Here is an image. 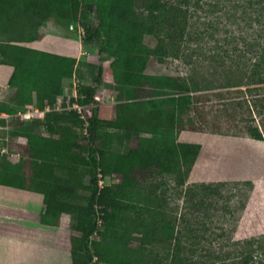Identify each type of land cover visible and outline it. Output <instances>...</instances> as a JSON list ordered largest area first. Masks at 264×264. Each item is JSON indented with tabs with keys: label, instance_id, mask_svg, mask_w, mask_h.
<instances>
[{
	"label": "trees",
	"instance_id": "trees-1",
	"mask_svg": "<svg viewBox=\"0 0 264 264\" xmlns=\"http://www.w3.org/2000/svg\"><path fill=\"white\" fill-rule=\"evenodd\" d=\"M186 14L168 0H0V64L14 68L12 93L0 111L12 114L3 130L21 152L16 161L8 155L0 161V184L42 193L43 224L58 226L69 216L72 264H163L167 255L147 259L146 245L180 232L157 190L166 175H178L183 186L199 156L201 144L178 135L194 97L184 78L148 66L151 57L168 54L165 37L184 34ZM50 20L66 29L81 26L82 43L97 46L99 61L83 63L27 45L48 32ZM147 35L156 38L155 46L145 42ZM104 59L112 75L105 86L116 97L108 118L99 114L96 98ZM78 72L92 81L81 80L75 98L71 79ZM60 97L64 106L68 100L83 105L87 117L73 108L28 120L15 115L31 105L53 107ZM248 132L264 140L257 127ZM219 184L203 183L214 190ZM246 242L256 253L234 264H264V234ZM180 247L172 264L182 262Z\"/></svg>",
	"mask_w": 264,
	"mask_h": 264
},
{
	"label": "rangeland",
	"instance_id": "rangeland-1",
	"mask_svg": "<svg viewBox=\"0 0 264 264\" xmlns=\"http://www.w3.org/2000/svg\"><path fill=\"white\" fill-rule=\"evenodd\" d=\"M168 1L178 5L182 13H187L186 30L182 36L164 38L168 54L162 58L151 57L148 71L179 75L189 83L194 101L183 115L185 129L179 131V138L200 142L208 151L217 145L220 150H224V155L212 154L205 161L196 160L188 168L189 173L183 186L177 184L178 175L163 176V187L158 188L157 194L166 197L168 216L177 218L176 230L180 232L172 240L155 239L148 242L146 258L151 259L157 253L161 257L167 255L163 264H172L171 255L179 245L181 264H234L242 261L248 252L256 253L255 246L246 241L264 234L261 196L254 198L247 210H242L249 192L245 182H213L211 186L221 183L214 190L209 188L211 186L205 187L194 182L193 179L226 176L225 172L229 169L243 176L248 174L247 160L237 168L233 156L245 153L241 159L252 160V157L247 154L245 142L235 141L231 134H246L249 133V127H257L264 136V0ZM144 14L146 12L142 13ZM47 29L53 34L60 32L69 36L76 43L80 40L82 42L84 35L81 26L74 24L66 29L54 20L48 21ZM66 30L70 31V35ZM145 42L155 46L157 41L153 35H147ZM81 51L84 53L80 61H99L97 46L83 44ZM86 66L82 67L85 74L91 72ZM103 66V84L96 92V97L100 102L99 114L108 118L114 112L116 97L105 86L112 80L109 61L104 59ZM77 76L86 83L92 81L79 72ZM72 83L74 88V80L71 79V85ZM11 93L12 88L6 85L4 76H0V102L8 101ZM70 94L71 91L65 95L66 100ZM62 99L64 98L60 97L59 102ZM214 131L222 132L227 137L206 133ZM4 134L5 131L0 127V161L5 159V155L16 161L21 152L14 147L13 140L7 137V131L5 136ZM23 141L22 138L16 140L17 143ZM239 146L244 151H239ZM228 159L230 165L225 166ZM240 169L241 171H237ZM259 188L255 193L258 191L263 194L264 186L259 185ZM25 191L28 190L13 187L12 224L19 222L21 211L26 206L23 205ZM29 191L30 198L27 201L29 207L33 208L37 206L41 193ZM67 221L65 217L63 223ZM138 243L134 242L135 245Z\"/></svg>",
	"mask_w": 264,
	"mask_h": 264
},
{
	"label": "crops",
	"instance_id": "crops-1",
	"mask_svg": "<svg viewBox=\"0 0 264 264\" xmlns=\"http://www.w3.org/2000/svg\"><path fill=\"white\" fill-rule=\"evenodd\" d=\"M66 32L70 35V31L66 30ZM58 33H45L42 38L26 44L34 48L73 56L78 58V60H81V55L84 53V51H81V49L83 50V43L81 40L79 43H76L73 38L62 35L60 32ZM50 43H53V45H49ZM84 62L85 61H83V63ZM0 68L2 71L0 76H4V80L8 86V80L14 68L13 66L7 64H0ZM206 133L222 138L227 137L226 134L220 132ZM231 138L237 142H245L244 145L247 147V154H250L252 160L248 158L241 159L245 153H237L234 154L233 157L236 159L237 168H240V165L242 166V162L247 160L246 167L248 174L243 176L240 173H234L233 169H229L225 172L226 176H219L210 179L206 177L194 178L193 181L201 184H209L213 182L230 183L231 181L245 182L249 187V192L242 210H247V208L251 206L254 198L259 196H261V207L264 208V193L260 194L258 191L255 193L257 188L258 190L260 189L259 185H261V187L264 186V159H262L264 155V140L255 139L249 136L248 133L231 134ZM200 144L201 150L197 158L198 162L200 160L205 161V159L208 156L210 157L212 154L215 156L223 154L224 150H220L217 145H214L210 148V151H208L207 149L205 150L202 143ZM239 147V151H244L242 146ZM233 151L235 153L237 152V150ZM203 153L205 154V157L202 158ZM231 154H233L232 151ZM229 161L230 159H228L224 165L229 166ZM237 171H241V169ZM228 173H232V175ZM13 195V186L0 184V264H72L70 242V235L72 231L69 225V216L65 215L63 217L64 219L65 217L68 219L67 223H63L64 219H62L61 224L58 226L43 224L40 221V215L45 209L43 194L41 193L40 198L37 200V206L30 208L28 205L29 202L27 201L28 198H30V191L28 190L25 191L23 195V199H25L23 205L26 206L25 208L23 207L21 211L19 216L20 219L18 220L19 222L12 224L14 214L12 210ZM234 230L235 227L233 229V233Z\"/></svg>",
	"mask_w": 264,
	"mask_h": 264
},
{
	"label": "built area",
	"instance_id": "built-area-1",
	"mask_svg": "<svg viewBox=\"0 0 264 264\" xmlns=\"http://www.w3.org/2000/svg\"><path fill=\"white\" fill-rule=\"evenodd\" d=\"M72 27V26H71ZM74 88H73V96L75 98H77L78 96V91H79V84L81 82V79L77 76H74ZM97 98V97H96ZM60 101V100H59ZM57 102V104L55 106H50V105H45L44 108H41L38 105H31L27 108L24 109H19L15 115L19 116L22 119L28 120V119H32L35 116H44L46 111H52V110H59V109H76L80 114L82 118H86V114H85V107L81 104H79L78 102H73L70 103L69 100L67 101V104L64 106L62 105L63 101L61 102ZM12 114H10L9 112L6 111H0V120L4 119L6 122L5 126H2L0 124L1 128H6V130H9V119L11 118ZM86 125H88V122H86ZM85 132H87V130L85 129ZM7 137H9L8 135V131H7ZM6 137V138H7ZM7 150V149H4ZM100 184H103V182L101 181ZM102 222V219H100V223Z\"/></svg>",
	"mask_w": 264,
	"mask_h": 264
}]
</instances>
